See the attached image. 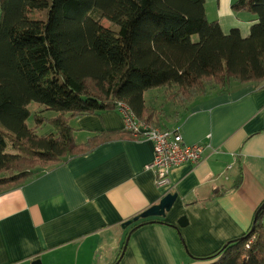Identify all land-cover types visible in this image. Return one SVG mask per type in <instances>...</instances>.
Here are the masks:
<instances>
[{
	"label": "crops",
	"instance_id": "1",
	"mask_svg": "<svg viewBox=\"0 0 264 264\" xmlns=\"http://www.w3.org/2000/svg\"><path fill=\"white\" fill-rule=\"evenodd\" d=\"M234 1L205 0L206 16L225 33L237 28L247 36L257 19L234 12ZM175 92V86L146 90L153 114L144 120L179 133L187 145H201L199 162L175 166L169 184L158 186L146 167L153 142L116 138L1 192L0 264H112L131 227L122 223L167 193L177 194L170 210L149 218L172 226L154 222L133 230L117 264H205L195 257L248 231L264 204V82H213L185 101ZM68 123L77 144L125 130L117 109ZM181 216L187 222L178 227Z\"/></svg>",
	"mask_w": 264,
	"mask_h": 264
},
{
	"label": "trees",
	"instance_id": "2",
	"mask_svg": "<svg viewBox=\"0 0 264 264\" xmlns=\"http://www.w3.org/2000/svg\"><path fill=\"white\" fill-rule=\"evenodd\" d=\"M204 3L0 0V193L107 141L139 138L125 129L77 144L70 117L117 109L120 102L145 122L153 114L144 103L146 90L175 86L185 101L213 82H264V0L231 4L234 12L255 15L247 36L237 28L223 32L207 18ZM31 102L59 113L49 119L53 132L39 136L27 126ZM8 142L16 152L7 150ZM261 206L252 231L195 258L205 264H264ZM154 222L170 225L163 218H141L129 232Z\"/></svg>",
	"mask_w": 264,
	"mask_h": 264
},
{
	"label": "built area",
	"instance_id": "3",
	"mask_svg": "<svg viewBox=\"0 0 264 264\" xmlns=\"http://www.w3.org/2000/svg\"><path fill=\"white\" fill-rule=\"evenodd\" d=\"M117 110L122 114L125 129L153 142V158L146 167L155 171L158 186L169 184V174L175 166L184 162L197 163L203 158L204 148L201 145H187L179 133L137 119L134 112L120 102Z\"/></svg>",
	"mask_w": 264,
	"mask_h": 264
},
{
	"label": "water",
	"instance_id": "4",
	"mask_svg": "<svg viewBox=\"0 0 264 264\" xmlns=\"http://www.w3.org/2000/svg\"><path fill=\"white\" fill-rule=\"evenodd\" d=\"M176 197H177L176 193H167L166 195H164L161 198V200L158 203L149 206L143 212L135 215L134 217H132V218L126 220V221H124L122 223V227L126 228V227L130 226L131 224H133L134 222L138 221L140 218L144 219V218H149V217H164L165 214H166V211H169L170 208L172 207L173 203L176 200ZM263 206H264V204H262L261 208ZM256 215L257 214H255V216H254V221H255ZM186 222H187L186 217L185 216H181L177 220V225H178V227H181V226H184L186 224ZM253 226L254 225H252L251 227H253ZM130 234H131V231L127 234L126 239L124 241V245H123L121 256H123V253H124V250H125V248L127 246ZM38 263H40V262H38V261L34 262V264H38Z\"/></svg>",
	"mask_w": 264,
	"mask_h": 264
},
{
	"label": "rangeland",
	"instance_id": "5",
	"mask_svg": "<svg viewBox=\"0 0 264 264\" xmlns=\"http://www.w3.org/2000/svg\"><path fill=\"white\" fill-rule=\"evenodd\" d=\"M193 39L196 40L197 36L196 35L193 36ZM175 94H176V92H175ZM35 104H36L35 102H31V105L29 106L31 113H30V116L28 117V119L26 120L27 126L29 128H31L39 136L53 132L54 128L51 125V123L49 122V119L55 117L59 113L57 111H54L51 109H46L45 107H43L41 105L39 108V106L35 105ZM36 117L40 119V122L36 121ZM11 148H12V146L8 142L7 150H9L10 152H16V149H11ZM37 163H38V161H35L34 163H31V164H37ZM5 174H9V172L5 173ZM253 223H254V221H253ZM252 228L254 229V226L249 228V232L253 230Z\"/></svg>",
	"mask_w": 264,
	"mask_h": 264
}]
</instances>
